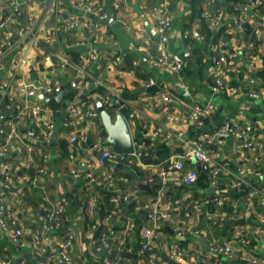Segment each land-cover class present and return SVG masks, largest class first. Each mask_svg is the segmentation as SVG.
Segmentation results:
<instances>
[{
  "label": "crops",
  "instance_id": "0c3cea01",
  "mask_svg": "<svg viewBox=\"0 0 264 264\" xmlns=\"http://www.w3.org/2000/svg\"><path fill=\"white\" fill-rule=\"evenodd\" d=\"M14 1L20 2L23 15L12 28H8L12 46L0 62V97L3 96L2 102L8 101L4 106L13 108L12 114H16L25 104L41 103L26 95L20 88L23 82H62L66 95L60 110H52L44 104L38 115L28 111L21 121L15 122L17 136L12 139L8 138L11 126L7 125V120L11 117L7 115L10 113L3 112L4 117H0V143L12 144L10 154L4 159L9 178L5 177L0 162V203L13 211L23 232V237L17 241L0 228V264H37L42 253L33 241L36 234H41L43 242L57 254L67 235L73 234L69 253L75 259L86 260L87 264H102V257L111 256L118 247L123 250L124 246L127 250L136 246L137 249L134 256L123 257L122 264H249L241 259L242 253L256 257L257 264H264V204L261 202L264 188V101L252 99L248 93L250 78L255 79V89L264 91V0H237L239 13L247 17L245 28L250 29L247 33H238L234 29L239 14L221 7L219 10L225 13L222 23L227 26L228 36L209 44L204 42L202 31L209 27L215 33L217 26L222 24L214 22L215 12L211 11L216 0H0V18L10 10ZM219 1L225 5V0ZM87 6H93L94 10H88ZM100 13H106L108 17L100 21L96 35L91 36L92 24L99 21ZM162 14L171 17L172 26L161 36L157 27ZM72 15L77 16L79 24L70 31L71 43L65 35L69 31L63 26ZM29 19L34 27L33 34L20 40L17 28L28 25ZM186 31L190 34L184 37ZM222 41L240 54V72L231 81L235 93L229 89L212 90L213 82L208 73L211 68L210 46ZM159 42L172 59L182 62L181 70H157L149 65ZM74 45L80 49L81 58L90 48H97L99 57L93 65L100 71L92 83L96 87L102 86L106 92H76L74 98L68 97V83L80 82L81 73L78 68L73 71L62 67L61 60ZM198 47L204 49V56L196 54ZM251 54H257L259 59L252 62ZM127 57L132 58V68H126ZM21 58L26 62L13 72L11 61ZM111 66H115L114 71ZM105 69L108 76L100 80ZM5 83L8 86L3 88ZM148 83L156 85V89H148ZM160 91H169L170 98L156 106L155 95ZM103 95L110 97V104H105L107 108L127 118L134 151L142 153L133 164L116 163L113 166L117 173L131 176L120 186L119 193L127 194V200L134 203L132 211L126 202L119 206L108 201L101 192L105 186L90 182L83 173L76 177L70 173L73 168L80 169V162L91 154L98 155L92 146L101 144L105 135L101 133L99 115L94 118L87 111H97L96 102ZM193 104H212L214 107V113L205 119L201 129L187 119ZM71 105H76L83 114L81 120H74L69 112ZM253 106L260 109L254 112L251 110ZM132 114L135 118H131ZM170 115L176 118L170 119ZM44 121L52 122L53 127H44ZM225 123L229 124L230 130L207 145L210 163L184 159L183 169L165 168L168 158L180 155L192 140L204 133L214 134ZM159 128L161 131L153 135ZM32 129L35 134L29 136L28 130ZM179 133H182L180 137ZM72 135L77 136L75 142H70ZM81 135L87 140H82ZM245 140H250L252 145L245 146ZM212 145L216 147L211 148ZM162 148L166 152L160 151ZM41 168L46 172H40ZM213 169H217L215 182H212ZM94 171L100 177L99 169ZM189 171L197 174L194 183L183 180ZM146 179L150 181L146 182ZM130 180L147 183L151 190L142 191L136 184H130ZM234 181L245 183L244 192L247 194L241 193L240 187H232ZM252 187L257 191L248 199ZM159 189L164 190L171 217L160 220L157 235L151 239V249L141 254L140 233H133L123 242V226L131 218L139 231L151 227L143 205L153 200ZM44 194L51 198H66L67 222L43 235ZM203 196H219L218 205H238V214L222 223L217 215L208 220L206 210L214 214L221 210L213 205L184 217L183 211L191 201ZM93 197L97 198V204L91 210L88 205ZM109 214L111 220L105 223L104 218ZM240 218H244L245 223L224 227L227 220ZM100 224L104 226L103 232L108 234L103 246L106 254L94 249V230ZM176 228L182 232L179 234ZM242 240L247 243H241ZM213 242L232 245L234 254H211L209 246ZM171 247L186 249L181 261L169 258ZM56 264L66 263L57 256Z\"/></svg>",
  "mask_w": 264,
  "mask_h": 264
},
{
  "label": "built area",
  "instance_id": "2783aa9c",
  "mask_svg": "<svg viewBox=\"0 0 264 264\" xmlns=\"http://www.w3.org/2000/svg\"><path fill=\"white\" fill-rule=\"evenodd\" d=\"M118 6L117 4H115ZM88 10H94L93 6H87ZM22 14V8L19 1H14L11 4L10 10L0 18V62H3V58H5L6 51L12 46L10 41V33L8 32V27L10 24H14L17 20L20 19ZM108 15L106 13H100L99 21L94 22L92 24V32L91 36L96 35V31L100 26V21H105ZM225 19V13L223 10H219L215 13L214 22L222 23ZM171 17L166 14H162L158 20L157 32L162 36L167 30H169L172 26ZM247 23V17L243 13H239V15L235 19L234 29L236 32H242L244 30L245 24ZM79 24L76 15H72L69 17L67 22L64 24L63 29L65 31H71L76 28ZM34 27L32 26L30 19L28 25L18 26L17 31L20 35V40H24V38L28 34H33ZM190 32L186 31L184 33V37L189 36ZM78 44V43H77ZM217 48V49H216ZM210 52L213 54L210 56L211 68L209 69V76L212 78V90L217 92L222 89H229L232 93L236 92V88L231 85V81L233 77L236 76L240 72V60H239V52L236 49H230L229 47L224 46V42H220L218 44H211ZM214 50V51H213ZM216 51V53H214ZM99 57V52L96 47L90 48L89 52H87L84 63H88L89 61H97ZM250 59L252 62H255L259 59L257 54H251ZM69 61L68 56L65 54L61 60V65L65 64ZM26 59L21 58L19 60L11 61L10 68L11 70L17 71L20 64L25 63ZM149 65L154 69H168L173 72H177L182 68V62L176 61L171 58L170 53L165 48V46L159 42L157 45V53L154 57H151L149 60ZM80 69V82L78 81L77 87L78 92L83 94L85 92L86 84L84 83V77L87 75V72L84 68ZM111 70H115V66H111ZM255 84V79L250 78L249 80V95L252 99H260L264 101V91L255 89L253 86ZM152 85V83L146 84L147 87ZM8 86L7 83L3 84L2 87L6 88ZM20 88L26 93L28 97L36 98L37 92L42 91L47 96H52L58 93L61 90L60 82H47L44 84H35V83H21ZM3 93L2 95H4ZM2 97H0V117H4L2 111ZM170 98L169 91H160V93L155 95V105L158 106L162 102L168 101ZM102 102L104 104H110V97L108 95L102 96ZM44 104L35 103L34 105L29 106L25 104L13 118L7 120V125L11 126V130L8 133V138H13L17 136L14 125L15 122L21 121L25 114L28 115V111H30L34 115H38L42 109H44ZM6 108L9 109V106L6 105ZM70 114L74 117V120H81L83 118V114L78 110L76 105H71L69 108ZM88 114L94 118L98 117V112L94 109L87 111ZM214 113V107L212 104H193L190 108V113L188 116V120L193 122L196 128L201 129L205 125V119L207 117L212 116ZM170 119H175L176 116L170 115ZM184 119V120H187ZM72 122H67L69 124ZM44 127L52 128L53 123L44 121L42 122ZM228 130H230V126L228 123H225L221 126L214 134L204 133L200 135L198 138L191 141L187 149L177 156H172L165 161V168L171 169H183L184 168V159H195L203 164L210 163L211 157L209 151L207 149V145L213 141L220 139ZM161 131V128L153 132V135H156ZM35 134V130H28V135L33 136ZM182 133L178 134L180 137ZM81 139L86 141L87 137L85 135H81ZM77 140V136L72 135L70 138V142H75ZM245 146H251L252 143L250 140H245ZM94 152L100 154L97 157L94 154H91L90 157L80 162L81 168L76 169L73 168L70 170V173L73 176H80L82 173L86 175L90 182H94L105 186L106 189L110 191L117 192V186L119 184H124L128 181V178L124 175H118L117 171L114 170V164H133L134 160H137L141 157V152H135L129 154L124 153H116L113 151L111 147H105L101 144H93L92 146ZM12 149L11 143H0V162L2 166L3 173L6 178H9V170L7 168L4 159L10 154ZM98 168L100 171V177L97 176L94 169ZM40 172H46L44 168L39 170ZM213 180L215 182V176L217 174V169L212 170ZM197 178V174L195 171H189L183 177V180L186 183L195 182ZM150 181V179L145 180ZM242 184V181H234L231 186L234 188H239ZM257 190L252 187L249 192L248 199L256 192ZM263 198L261 200L262 204H264V188L262 189ZM165 194L163 189H159L153 200L150 202L144 203V208L146 209L148 219L151 221V227L141 228L140 233V253L145 254L149 249H151V239L156 237L157 228L160 220H166L171 217V211L166 207V202L164 200ZM128 198L127 194L115 193V195L111 196L110 200L117 204H124ZM42 199L46 203V213L42 219V233L46 234L48 231H52L55 229H59L65 225L67 222V216L65 214V204L66 198L64 196H59L56 198H51L48 194H44ZM221 198L219 196H203L202 198H196L191 201V203L187 206V208L183 211L184 217H190L193 212L202 210L203 207L213 206L214 204H219ZM97 204V198L93 197L89 200V209L93 210L95 205ZM238 205L232 204L231 212L226 210H218L216 214L210 210H206V216L208 220L214 218L217 215V219L219 222H224L226 219H233L238 214ZM233 217V218H232ZM111 220V215H106L104 218L105 223H109ZM0 228L4 231L8 232L9 235L14 239L19 241L20 238L23 237V232L21 228V223L14 216L12 210H10L4 203H0ZM136 224L131 219L128 218L125 225L123 226V242L127 240L136 230ZM177 232L180 234L182 231L179 228H176ZM108 234L107 232H102L100 237L94 243V249L96 252H100L103 246L106 245ZM147 241H144V239ZM34 244L38 248V250L42 253V257L39 258L37 264H56V258L59 256L63 262L66 264H87L86 260H78L73 258L69 250L73 245L74 236L73 234L67 235V237L62 242L61 250L57 254L53 250L48 248V245L43 242V237L41 234H36L34 236ZM241 243H247L246 240H242ZM117 249H121L118 247ZM209 250L213 255L223 254L225 256H231L234 254V247L228 244H220L217 242H213L209 246ZM186 253V249L184 247H171L169 251V258L178 262L181 261L184 254ZM123 255L117 253L113 257L105 255L102 257V264H122ZM241 259L248 262L249 264H257L258 259L256 257L250 256L246 253L241 254ZM207 264H212L208 262Z\"/></svg>",
  "mask_w": 264,
  "mask_h": 264
},
{
  "label": "trees",
  "instance_id": "16d2710c",
  "mask_svg": "<svg viewBox=\"0 0 264 264\" xmlns=\"http://www.w3.org/2000/svg\"><path fill=\"white\" fill-rule=\"evenodd\" d=\"M236 2H237V0H225V5H224V3L222 1L216 0L213 3L214 6H213V9L211 11L216 13V12L219 11V9L221 7H224L229 12H233L235 14H239V8L237 7ZM21 15H23V14H21ZM21 17L22 16H20V18ZM10 27L12 28L13 24H10L8 28H10ZM226 28H227V26L224 23H222L220 26H217V29H216L215 33H213L212 30L209 27L206 28L204 31H202L203 32V37H204V42L205 43L207 42V44H209L210 42H217L221 37L223 39H225V37L228 36V34L226 33ZM243 31H244V33H247V32L250 31V29L248 27H246V28L244 27ZM70 33L71 32L69 30V32H66L65 35H66L67 41L72 43L73 40H72L71 37H69ZM224 46L228 47L226 42H224ZM49 47L53 48V45H49ZM203 50L204 49L202 47H198V48H196L195 52L198 55H203L204 56ZM87 52H89V50ZM87 52H86V54H87ZM66 53H67V56L69 58V61L66 62L65 64H63L62 67L66 68V69L67 68L68 69H73V71H78L79 68L82 67L87 72V75H85V77H84V83L86 84L85 92H102V93L106 92L105 89L102 88V86H97L94 89H90L89 88V85L92 84V82L96 78H98V72L100 70H99L98 66L93 65L94 62H92V61H89L88 65L84 66V58H85L86 54L84 56H82V58H81L80 49H78L77 45H74L72 47V49L68 50ZM214 53H216V51ZM211 54H213V53L209 52V58H210ZM126 60H127L126 68H132V66H133L132 58L127 57ZM116 63L119 66V63H118L117 60H116ZM77 68H78V70H77ZM262 74H264V71H262ZM67 87L70 89V91H68V97L70 99L74 98L75 93L78 92L77 85L73 86V84L69 82ZM3 102L4 103H3V106H2V111L5 112L6 107L4 105L7 104L8 101L6 99ZM121 109L123 111H126V108H124V107H122ZM14 115L15 114L10 113L7 116L9 118L10 117L12 118V117H14ZM160 151L166 152V150L163 149V148ZM118 175H123V174H121V172H120V174L118 173ZM127 178L129 180V178H131V176H127ZM121 185H122V183L119 184V187L117 188L118 189L117 192L110 191V190L106 189L105 187L103 189L101 188L102 189L101 192H103V194L105 195V198L108 199V201H111L110 200L111 196H113V195H115V193L119 192V190H120L119 188H121L120 187ZM252 185H254V184H252ZM244 193H246V192H244ZM126 203L129 206L128 207L129 210L132 211V209L134 207V203L132 201H129V200H127ZM214 205H217V206H215V209H218L217 207H221V210H226L228 212H231V209H232V204H229V205H227V204H222V205L214 204ZM103 230H104V226L101 225V224L99 226H97V228L94 230V237H95L96 240L100 237V235L103 232ZM138 232H139V228H136L134 233H138ZM251 241L253 243V240H251ZM136 249H137V246L135 247V249L131 248L129 250H127V247L124 246L123 250L122 249H116L110 257H113L114 255L119 253V254L123 255L124 257L126 256L127 258H129V257L134 256Z\"/></svg>",
  "mask_w": 264,
  "mask_h": 264
},
{
  "label": "water",
  "instance_id": "95a60500",
  "mask_svg": "<svg viewBox=\"0 0 264 264\" xmlns=\"http://www.w3.org/2000/svg\"><path fill=\"white\" fill-rule=\"evenodd\" d=\"M262 3V2H261ZM108 76V70L105 69L102 71L100 75V80L106 79ZM78 83V80H75L73 82V86H76ZM61 90L52 96H47L42 91H38V94L36 95V98L46 106H48L52 110H60L63 106V99L66 95V91L64 88V84L60 82ZM96 86L95 84H90L89 88L94 89ZM148 89L153 90L156 89V85H152L148 87ZM96 109L98 111L100 123L102 125L101 133L104 134V138L101 142V144L105 147H111L113 151L116 153H124L129 154L134 151V145H133V138L130 130V126L128 123L127 118L122 113H116L112 111L110 108H107L105 104L98 100L96 102ZM260 108L253 106L251 108L252 111L257 112ZM14 111L13 108L6 109L5 112L12 113ZM131 118H135L134 114L131 115ZM228 138L229 136L226 135ZM183 138H186L184 136ZM243 138V136H241ZM177 142H181V140H177ZM215 145H212L211 148H215ZM98 157L100 154L97 155ZM130 184H136L138 188L142 191H150L151 186L144 182H134L133 180H130ZM194 183V182H192ZM246 189V184L242 183L240 186V192L243 193ZM239 223H245L244 218H240L237 220H227L224 224V227L232 226L233 224H239ZM243 234H246V231L243 232ZM248 236H251V234L247 233ZM30 239V237H29ZM144 241H147L145 238ZM200 241L204 244L205 248L208 249V246H206L205 242L200 239ZM101 252L103 254H106V249L102 248Z\"/></svg>",
  "mask_w": 264,
  "mask_h": 264
}]
</instances>
